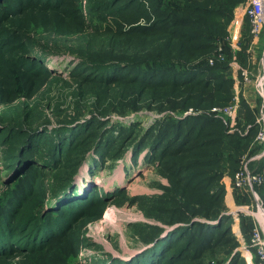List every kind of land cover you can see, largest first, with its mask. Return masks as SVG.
<instances>
[{"label": "rangeland", "instance_id": "rangeland-1", "mask_svg": "<svg viewBox=\"0 0 264 264\" xmlns=\"http://www.w3.org/2000/svg\"><path fill=\"white\" fill-rule=\"evenodd\" d=\"M210 1L68 0L84 24L63 11L65 0H12L16 15L0 10V79L10 59L33 77L36 51L49 68L31 97L13 71L20 95L0 103V207L23 132L44 129L23 152L47 163L46 196L0 219V264L31 263L46 249L41 212L59 206L51 190L79 152L87 160L75 192L98 183L111 198L100 218L53 221L77 237L64 264L261 263L251 236L264 218V31L251 33L245 4L223 0L216 11ZM7 33L19 40L4 42ZM245 168L262 182L235 181Z\"/></svg>", "mask_w": 264, "mask_h": 264}, {"label": "trees", "instance_id": "trees-1", "mask_svg": "<svg viewBox=\"0 0 264 264\" xmlns=\"http://www.w3.org/2000/svg\"><path fill=\"white\" fill-rule=\"evenodd\" d=\"M8 1L12 0H2L0 1V10L9 13L11 16L16 15V8L15 6H12L11 3ZM19 1V0H15ZM231 4L232 6H238L242 3H244L246 0H226ZM68 0H65V2L62 4L63 11L67 14L72 15L78 19V21L81 24H84V18L83 14L79 13L76 8L69 7L67 5ZM210 4H213L214 10H220L222 9L221 5H225L223 0H211ZM43 9H48L51 6L49 4H44V6L39 5ZM55 8L61 6V2L54 3L53 5ZM216 13L217 12H212ZM249 21V28H250V20ZM251 31V28H250ZM11 40H19L18 34L14 33H7L6 38L3 39L4 42H9ZM38 48V46H36ZM40 48V47H39ZM23 52V51H22ZM16 59V58H13ZM11 61L5 60L4 68L8 71L5 72V78L3 77L0 79V103H10L17 99L20 95V92L17 88V82L14 80L11 73L13 71L18 72V77L21 82V88L23 91H25V94L29 97H31L34 92L37 90V88L43 84L44 79H41L38 77V73L40 71L45 72V75L49 74V68L46 67L44 64L43 59L36 51V54L32 56L31 61L29 62V66H38L37 72H33V77L27 75L25 71H23L20 66L17 64L15 60L10 59ZM10 71V72H9ZM15 85V86H14ZM44 129L35 128L32 130H28L27 133H24L18 138L17 143L12 146L11 153L8 154V161L9 164L11 163H17L20 164L19 169H15L14 174L11 178L12 181V187L10 195L8 196L5 204L0 207V219H3L4 217H9L13 212L15 211L14 206H21L20 203H22L23 200L29 199L30 197L36 195V194H42L43 196H46V186L44 184V181L40 179V175L44 171V168L47 167V163L45 160L44 164H40L38 161L31 160L33 157L34 152L30 155H26L23 152V148L26 146V144L30 141L31 138H33L37 133L42 131ZM87 160V156L84 157V154L79 152L77 155L73 156L71 159L72 165L70 168L64 173H62L56 184L51 190V195L62 198V201L59 202V206L56 208L54 207H45L42 210L41 218L43 219L42 222H44L45 226V234L43 236L42 241H47V244L45 246L46 249L43 250L41 254H38L35 259L32 260V262H38L42 264H64L66 257L72 253L74 246L77 242V237H73L71 239H66V235H68V228L61 229L63 225H65L64 221H57L54 223L53 221L55 219H63L61 217H67L65 215H69L70 218H77L79 216L84 215H90L94 218H100L103 216V213L106 208L107 201L111 198H109L108 194L105 192V189L103 186L99 185L98 183H93L92 186L89 188L87 194L82 195L80 192H75L76 188L74 189V186L77 182H75V178L77 173L80 171V167L84 164V162ZM7 183V184H10ZM116 195H112L114 197ZM49 199L47 202H50V195L48 196ZM47 197V198H48ZM63 211H66L69 214H64ZM54 212H59L60 214H53ZM38 213H32L29 215L28 219L29 222L32 220L34 221L35 217ZM89 216V217H90ZM52 222L54 224H52ZM52 224V225H51ZM17 227V226H16ZM71 227V226H70ZM69 227V228H70ZM205 227V226H204ZM0 229H1V223H0ZM204 228L199 226L197 229L198 233L201 232V236L204 233ZM5 234V233H4ZM8 234V233H7ZM2 237H0L1 239ZM3 239V238H2ZM162 239V238H161ZM195 258H199L203 254V249L201 247H198L195 249ZM50 253H53V256H51ZM184 253V252H183ZM47 257L51 258V262H44ZM193 257V258H194ZM26 263V264H32Z\"/></svg>", "mask_w": 264, "mask_h": 264}, {"label": "built area", "instance_id": "built-area-1", "mask_svg": "<svg viewBox=\"0 0 264 264\" xmlns=\"http://www.w3.org/2000/svg\"><path fill=\"white\" fill-rule=\"evenodd\" d=\"M242 4H245V13L250 20L251 33L254 36H259L262 31H264V0H246ZM241 23L240 19L234 21L233 41H235L234 39L240 31V27L242 26ZM219 55H222V52H219ZM230 110L232 112V108H225V111L228 113H230ZM257 139L260 142L264 141V127L257 135ZM234 180L238 183H241V180H245V182L253 188L255 184L262 182L263 177L261 174L250 172L245 168L236 173ZM251 240L261 262L260 264H264V218L258 217L256 219V225L252 230Z\"/></svg>", "mask_w": 264, "mask_h": 264}, {"label": "water", "instance_id": "water-1", "mask_svg": "<svg viewBox=\"0 0 264 264\" xmlns=\"http://www.w3.org/2000/svg\"><path fill=\"white\" fill-rule=\"evenodd\" d=\"M84 163H85V162H84ZM81 167H82V166H81ZM81 167H80V169H81ZM78 174H79V172H78L77 175H76V178H75V180H74L75 182H77ZM12 179H13V178L7 179L5 182H6V183H10V182L12 181Z\"/></svg>", "mask_w": 264, "mask_h": 264}, {"label": "bare ground", "instance_id": "bare-ground-1", "mask_svg": "<svg viewBox=\"0 0 264 264\" xmlns=\"http://www.w3.org/2000/svg\"><path fill=\"white\" fill-rule=\"evenodd\" d=\"M119 229H120V231H121V227H120Z\"/></svg>", "mask_w": 264, "mask_h": 264}]
</instances>
